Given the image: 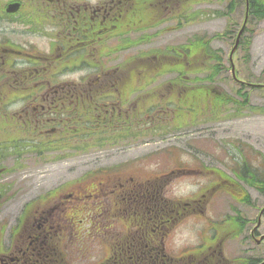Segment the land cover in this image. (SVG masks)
<instances>
[{
  "label": "flooded vegetation",
  "instance_id": "1",
  "mask_svg": "<svg viewBox=\"0 0 264 264\" xmlns=\"http://www.w3.org/2000/svg\"><path fill=\"white\" fill-rule=\"evenodd\" d=\"M193 2L0 0V264H165L175 257L168 236L205 215L221 192L222 181L203 163L183 158L161 172L151 153L65 172L50 189L45 168L140 143L166 130L165 120L171 127L169 113L180 114L187 99L176 80L190 85L191 74L165 67L193 65L185 53L192 39L163 38L191 23L193 4H201ZM131 50L140 51L126 60ZM210 61L205 55L203 66ZM30 165L37 168L31 177L20 176ZM208 174L210 184L193 198L176 203L168 195L172 180ZM257 211L246 219L256 220L242 245L261 249L241 251V263L264 264V204ZM228 233L200 241L185 264H236L225 251Z\"/></svg>",
  "mask_w": 264,
  "mask_h": 264
},
{
  "label": "rangeland",
  "instance_id": "2",
  "mask_svg": "<svg viewBox=\"0 0 264 264\" xmlns=\"http://www.w3.org/2000/svg\"><path fill=\"white\" fill-rule=\"evenodd\" d=\"M193 1L201 4H193L191 23L186 25L184 31L166 36L163 40H172L171 42L174 41L176 44L184 43L188 39H192V41L202 39L205 42L211 40V51L218 53L221 51L225 63L223 73L215 81L216 85L221 92H225L228 96L238 100L236 92L239 85L232 80L228 57L233 48L235 37L245 20L246 1ZM231 23L234 24V28H230V36L222 37V39L216 38V35L223 34ZM248 27L250 35H253L250 51L247 53L244 50L238 51L234 56V64L241 81L251 84H264V81L260 80L264 77V18L253 21ZM139 51H128L125 54V59H130ZM202 69L194 72L192 77H205L209 73V68L203 67ZM168 78H162L160 82L166 81ZM257 81L261 83H257ZM250 106L254 108L264 107V93L261 90L252 91ZM178 112L180 114L169 113L168 117L171 119L172 128H167L169 121L165 120L163 126L166 130L162 132L160 130L159 134L156 133L157 136L144 139L140 143L102 147L103 149L99 148L92 151L91 155L80 156L68 162H49L45 168L47 188L50 189L63 181L61 177L65 172L84 173L95 168H104L109 162H118L151 153L159 155L161 172L170 166H180L183 158L195 159L203 163L206 168L222 170L233 178H236L233 170L238 169V163L241 160H245L253 169L264 166V113H254L252 109H244L240 114L236 107L231 105L223 108L222 114L219 115H208L207 112L199 115L200 109L189 105L181 108ZM34 167L32 165L26 167V172L20 176L31 177V172L37 169ZM211 179V174L174 179L168 187V195L179 202L189 197L193 198L203 187L210 184ZM243 186L250 193L256 207L239 205L224 192L216 195L209 203L207 210L212 217L207 214H197L191 216L190 221H183L176 225L174 231L167 238L170 253L175 257H182L188 252L195 251L196 248L193 245H198L200 241L206 243L208 236H213L214 232L220 234L222 230L232 229L231 224L235 221L230 218L237 214H241L245 220L257 217V209L264 204V196L246 183ZM232 206L237 208V213L231 210ZM255 220H252L250 225L242 224L244 228L242 235L230 238L231 241L225 248L228 256L236 264L240 262V259L236 258L244 249L256 252L261 249H258L252 242L242 245L244 237L249 234ZM241 223L243 220H240L239 225ZM260 234H264V227L260 230ZM189 242L192 243V246L186 247Z\"/></svg>",
  "mask_w": 264,
  "mask_h": 264
},
{
  "label": "trees",
  "instance_id": "3",
  "mask_svg": "<svg viewBox=\"0 0 264 264\" xmlns=\"http://www.w3.org/2000/svg\"><path fill=\"white\" fill-rule=\"evenodd\" d=\"M246 1V0H245ZM232 5V4H231ZM246 6V5H245ZM231 8V7H230ZM246 10V9H245ZM231 11H233L231 9ZM226 15V14H224ZM264 18V0H248V26L258 19ZM246 27L244 34L240 40L239 49L244 50L246 53L250 51L253 35H250L249 27ZM234 28V24L231 23L230 27L226 29L223 34H217L216 38L222 39V37L230 36L231 29ZM228 36V37H229ZM198 38V37H197ZM210 41L205 42L202 39H196L191 41L190 49L185 50L186 56L191 59L193 65L189 69H185L180 66H167L165 69L170 70L169 73H175L176 75H185L190 74L192 71V75L194 72H198L203 70L202 68H206L208 66L209 73L203 77H193L191 78L190 85L185 82H179L176 80V83L179 85L186 86V97L187 99L182 101V104L177 108L180 110L181 108L190 107L201 108L203 105L207 109L206 112L208 115H219L222 114L223 108L228 107L229 105L235 106L237 111L240 113L244 109H249L254 113H264V107L262 108H254L250 106L251 93L255 90H261L264 93V84L257 81V83L261 84H251L241 81L236 71L237 78L240 80L236 82L239 85V89L236 92V96L238 100H235L234 97L228 96L225 92H216V85L213 86L214 82L220 77L221 73H223L224 66V57L223 53L220 51L212 52L210 49ZM205 55L208 56L210 63L205 67L203 66L202 60ZM248 55V54H246ZM200 62V64H198ZM210 64V65H209ZM191 75V76H192ZM233 78V77H232ZM234 80V79H232ZM264 81V77L260 79ZM216 83V82H215ZM201 104V105H200ZM241 114V113H240ZM239 167L237 170H233L236 179L229 176L227 173L222 170L211 169L214 176L222 181L221 185L217 186V189L223 190L227 193L230 199L240 204H252V198L247 189L243 186V182H245L248 186L257 189L260 193L264 194V166L261 168H251L249 164L245 160H241L238 163ZM240 173V174H239ZM235 208V207H232ZM233 211L237 212L236 209ZM200 213V212H197ZM241 218V217H240ZM239 217L233 223V228H235L234 235H241L242 227L239 225V221L241 220ZM170 257V256H169ZM169 261L174 264H185V258L180 257H170ZM169 261L166 260L165 264H169ZM137 264V263H130ZM148 264H152V261ZM162 264V263H160ZM242 264H252L247 261Z\"/></svg>",
  "mask_w": 264,
  "mask_h": 264
},
{
  "label": "water",
  "instance_id": "4",
  "mask_svg": "<svg viewBox=\"0 0 264 264\" xmlns=\"http://www.w3.org/2000/svg\"><path fill=\"white\" fill-rule=\"evenodd\" d=\"M246 22H247V16H246V18H245L244 25H243V27L241 28V30H240V32H239V34H238V36H237L235 46H234L233 50L231 51V54H230V59H231V61H232V55H233V53L235 52V50L237 49L238 44H239V41H240V38H241V35L243 34L244 29H245V27H246ZM232 73H233V76L235 77V67H234V65H232Z\"/></svg>",
  "mask_w": 264,
  "mask_h": 264
}]
</instances>
